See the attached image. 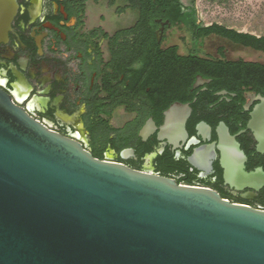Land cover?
Wrapping results in <instances>:
<instances>
[{"label": "flooded vegetation", "instance_id": "1", "mask_svg": "<svg viewBox=\"0 0 264 264\" xmlns=\"http://www.w3.org/2000/svg\"><path fill=\"white\" fill-rule=\"evenodd\" d=\"M15 3L8 36L0 40V87L15 102L102 159L157 173L179 166L264 208V183L243 190L226 183L219 148L220 130L227 127L246 156V171L264 173V152L250 128L264 89L231 73L233 61L264 64L232 58L240 49L264 58L244 44L239 34L248 32L198 22L196 10L182 0L178 16L168 0ZM127 17L130 22H119ZM189 17L197 26L187 23ZM174 104L181 105L179 117L188 114L187 135L171 141L159 132ZM149 122L155 128L143 134Z\"/></svg>", "mask_w": 264, "mask_h": 264}, {"label": "water", "instance_id": "2", "mask_svg": "<svg viewBox=\"0 0 264 264\" xmlns=\"http://www.w3.org/2000/svg\"><path fill=\"white\" fill-rule=\"evenodd\" d=\"M15 0H0V40ZM251 121L264 152V98ZM174 104L162 138L187 135ZM189 112V109H188ZM155 128L149 122L143 134ZM225 181L258 189L264 173L227 127ZM0 264H264V208L201 184L101 159L36 118L0 87Z\"/></svg>", "mask_w": 264, "mask_h": 264}, {"label": "rangeland", "instance_id": "3", "mask_svg": "<svg viewBox=\"0 0 264 264\" xmlns=\"http://www.w3.org/2000/svg\"><path fill=\"white\" fill-rule=\"evenodd\" d=\"M191 9L196 10L198 22L209 24L218 22L254 35H264V0H182ZM119 22H130L129 17ZM245 60H263L259 53L250 50H238L232 58ZM232 200L237 197L230 195Z\"/></svg>", "mask_w": 264, "mask_h": 264}, {"label": "trees", "instance_id": "4", "mask_svg": "<svg viewBox=\"0 0 264 264\" xmlns=\"http://www.w3.org/2000/svg\"><path fill=\"white\" fill-rule=\"evenodd\" d=\"M181 0H168V4L166 7H168L169 10H172L174 15L178 16L180 13V5H181ZM172 20H177L175 16L172 17ZM197 19L195 17H189L187 20V23H189L192 26H197ZM209 29L206 30V33H209ZM233 33H236L235 31H231ZM197 33V32H196ZM240 36L246 37V39L243 41L245 45L247 46H253L254 48L258 50H262L264 52V36L262 37H257L255 35H252L250 33L247 34H239ZM234 37V36H232ZM236 38V36H235ZM231 73L232 75L236 78H243L244 80L246 79V84L250 88H255L257 90H263L264 89V64L258 63V62H250V61H233L231 63ZM98 158H101L97 155H95ZM102 159V158H101ZM162 163L168 162L167 158L161 161ZM176 170L173 172H170L171 170ZM160 174L164 175H169L175 177L179 182H184L188 184H201V185H208L207 182L202 181L199 179L196 175H193L192 173H189L187 170L184 171L179 166H168V168H160L159 169ZM215 189H217L222 197L231 199L230 195L228 192L222 191L219 189L218 186L214 185L211 186ZM232 200V199H231ZM234 202H241L239 200H232Z\"/></svg>", "mask_w": 264, "mask_h": 264}]
</instances>
